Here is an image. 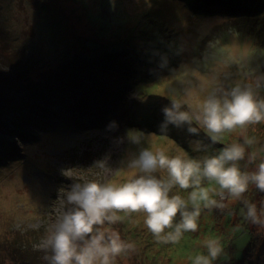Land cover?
I'll list each match as a JSON object with an SVG mask.
<instances>
[{"label": "rangeland", "instance_id": "rangeland-1", "mask_svg": "<svg viewBox=\"0 0 264 264\" xmlns=\"http://www.w3.org/2000/svg\"><path fill=\"white\" fill-rule=\"evenodd\" d=\"M245 1L205 0L198 6L199 0H0V57L6 58L0 68L12 78L0 83V264H46L42 241L73 182L64 170L80 183L131 177L124 163L138 146L126 139L114 143L113 137L143 134L140 147L196 159L250 138L246 159H264V122L221 133L215 144L203 128L199 136L186 127L170 125L167 135L158 128L161 107L170 101L195 112L218 86L245 85L264 75V0L260 7L248 0L258 8L252 12L236 5ZM95 35L100 38L90 41ZM173 44H182L184 53L171 56L168 70L150 72L155 51ZM126 54L134 75L120 61H129ZM72 56L104 59L102 64L110 59L116 68L97 84L73 85L63 70L64 64L75 65ZM124 73L134 77L130 83ZM257 92L264 96V88ZM110 120L119 123L116 132L105 131ZM198 141L207 151L195 150ZM102 158L110 175L95 164ZM191 191L177 187L171 194L187 200ZM223 191L225 199L214 198L225 209L202 208L198 230L185 232L177 243L158 242L143 224L144 213H118L125 218L113 227L134 250L115 264H192L206 254L209 239L223 247L214 264H264L262 240L256 239L264 231L244 222L240 203ZM245 198L259 204L264 194L250 185Z\"/></svg>", "mask_w": 264, "mask_h": 264}, {"label": "clouds", "instance_id": "clouds-1", "mask_svg": "<svg viewBox=\"0 0 264 264\" xmlns=\"http://www.w3.org/2000/svg\"><path fill=\"white\" fill-rule=\"evenodd\" d=\"M258 1L254 4L260 7ZM184 51L182 44H173L168 51L156 50L154 61L152 58L149 61L154 62V68L149 71L168 70L171 56L182 55ZM261 88H264V75L245 85H220L195 112L185 110L180 102L172 100L161 107L160 133L167 135L171 125L186 127L188 134L199 136L203 128L209 141L215 144L221 133L264 122V96L257 92ZM118 129L116 120L105 125L106 132ZM112 139L114 143H124L126 139L138 146L124 163L125 168L133 170L131 177L122 183L95 180L80 183L74 181L69 170L63 171V175L73 182L64 193L61 213L42 241L46 264H115L117 257L134 250V245L123 240L113 227L125 218L118 213H144L143 224L158 242L177 243L185 232L198 230L202 208L225 209L224 203L214 198V195H220L221 200L225 199L223 190L240 203L239 214L243 221L264 231V201L257 204L245 198L250 185L264 194V159L258 164L254 154H249L246 159L245 145L251 146L253 139L231 143L217 154L202 159L181 155L170 157L164 150L140 147L144 142L143 134H126ZM195 150L207 151V145L198 141ZM241 161H246L243 168ZM95 164L110 175L107 158L97 160ZM250 165H255L254 170H246ZM215 186L222 191L217 193ZM177 187L192 189L187 200L180 194H171ZM165 229L171 230L166 232ZM204 247L206 254L196 255L192 264H214L223 254L218 239L207 240Z\"/></svg>", "mask_w": 264, "mask_h": 264}, {"label": "trees", "instance_id": "trees-1", "mask_svg": "<svg viewBox=\"0 0 264 264\" xmlns=\"http://www.w3.org/2000/svg\"><path fill=\"white\" fill-rule=\"evenodd\" d=\"M204 1L205 0H199L198 6L199 5H203ZM207 1L208 0H206V2ZM231 1L235 2L236 0H231ZM244 3L246 5H244V4L243 5L242 4H236V5L239 8L246 9V11H250V12H252V11L257 9V8H255L253 6H251V5H254V4L252 2H249L248 0L245 1ZM19 13H20V15H22L21 12H19ZM173 29L174 28H171V30L168 31L170 33L169 35L172 34V30ZM176 31L177 30H174L173 33H175ZM99 38L100 37L95 35L93 38L90 39V41H97V39H99ZM102 49H104V48H102ZM103 51H106V50H102V52H99V54L100 53H104ZM114 51L116 52V51H124V50H117L116 49ZM0 56H4V54L2 52H0ZM79 56H81V55H79ZM79 56H76V57L72 56V57L69 58V59H75V61H74L75 65L71 64V62H70V64H64L63 65V70L66 71V73H67L65 75V77L68 78L73 85H75V84L79 85L80 83H89V81L96 82V84H97L101 80H104V78H106V77L111 75V73L109 74V70H111L113 68H116V67H114L115 65L113 64L112 60H110V59H108V63L107 64H102V63H104V59L96 60L94 58V59H92L90 61V60H85L84 57L82 58V57H79ZM116 56H117V54H116ZM127 58L129 59L128 62H124L122 60V59H125V58L120 59V61H121L122 64L124 63V66L129 68L131 74L134 75L133 72L135 73V69L133 67V63L131 61V58L128 55H127ZM0 59H2V57H0ZM5 59H2V60L4 61ZM75 69H78V71L76 72V75H74ZM7 77L8 76L6 75L5 71L2 70V68H0V83L2 82L3 85H5V82H7L9 79H12L10 77H8V78ZM122 78H123L124 82L130 83V80H132L134 77L130 76L128 73H124L122 75ZM257 232H258V230H257ZM256 239H261L262 242H263L264 238H263L262 232H260L257 235ZM262 242H261L259 248L264 249V242L263 243ZM254 245H253V247H254Z\"/></svg>", "mask_w": 264, "mask_h": 264}, {"label": "water", "instance_id": "water-1", "mask_svg": "<svg viewBox=\"0 0 264 264\" xmlns=\"http://www.w3.org/2000/svg\"><path fill=\"white\" fill-rule=\"evenodd\" d=\"M3 102H4V98L0 95V107L2 106Z\"/></svg>", "mask_w": 264, "mask_h": 264}]
</instances>
